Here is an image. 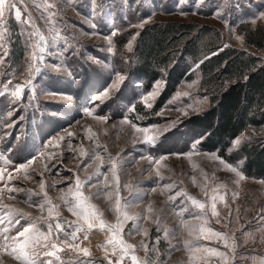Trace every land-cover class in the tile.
<instances>
[{
  "label": "snow or ice",
  "instance_id": "snow-or-ice-1",
  "mask_svg": "<svg viewBox=\"0 0 264 264\" xmlns=\"http://www.w3.org/2000/svg\"><path fill=\"white\" fill-rule=\"evenodd\" d=\"M189 0H178V5H186ZM91 17L107 15L106 9H110L111 5L107 4V0H88ZM197 7L214 8L215 17L222 22V25L228 32L243 45L244 36L237 34L235 22L231 19L234 12L241 10L239 0H196ZM120 7L131 8L130 0H120ZM33 11L38 12V17L33 16ZM61 12L59 0H0V97H2L9 106L7 116L13 114L12 105H18L22 96L27 89L30 93V100L36 99L38 78L43 79L45 74L51 71H64L66 75L72 77L65 53H71L72 56L78 55L74 46H69L67 38H65V47L58 48V40L60 39V30L55 25L57 17ZM181 13L183 9L181 8ZM155 12L152 13V16ZM249 19L241 20L242 23H251L253 26L257 23H264V0L258 6L255 12L247 13ZM152 16L147 19L141 18L137 24H130L133 28H143ZM127 19V17H124ZM37 20L42 21L47 29L45 33L38 25ZM25 27L21 28L19 34L13 30V22ZM92 32L90 35H99L96 31V23H91ZM122 29H114L111 33L104 37L107 42V51L115 54L116 45L113 37ZM140 33L137 31L128 39L124 46L127 52H133V42ZM23 37L22 47L24 51L23 60L20 64L12 63L13 50L20 37ZM224 48L229 47L228 44L223 45ZM58 49V50H57ZM51 57L56 60L51 63L48 59ZM63 57V59H59ZM93 59L95 63L103 62ZM121 61L124 67L116 64H103V68L108 75L110 81L99 91L97 95L89 97L90 104L85 109V113L91 116L100 124H106L111 117L104 114H98L97 110L105 101L110 99L114 93L120 92L125 81L129 79L130 72L127 70L134 62L133 56H122ZM203 63V61H200ZM199 67V64L196 65ZM247 80L248 77L244 76ZM15 81V82H14ZM73 83H78L73 78ZM197 81H192L189 87L195 85ZM161 81H155L151 91L141 93L139 100L143 102L146 109L152 108L155 97L159 94ZM187 95V93H183ZM177 96L181 93H177ZM70 100V96H65ZM205 99H207L205 97ZM170 100L169 103H173ZM188 107H191L189 105ZM39 110V105H37ZM102 111V110H101ZM136 111V105L129 102L127 106V114L123 115L120 124L128 125L132 129L133 143H144L151 146H157L162 143L161 137L165 132L169 131L167 127H161L156 123H149L147 126H140L129 118L130 113ZM187 115V111H184ZM160 115V113H157ZM23 119V116L20 117ZM134 119H141L137 114ZM175 121L172 122V126ZM7 127H12L11 123H6ZM115 126V125H114ZM87 138L96 140V147L100 151L93 150L91 153L86 152L83 147H79V156L81 158L87 156L88 160L84 163V169L90 164L94 165V171L91 174L80 175V164L76 165V169H68L72 173L71 177H65L69 181L67 187H61L58 190L56 185L61 181H52L46 186L45 172L50 173L49 164H44L42 170L32 168L33 162L38 158L50 159L56 155V151L60 148V142L65 140V136H53L46 144L41 145L35 150V154L22 163L15 164L13 171L23 173L25 179H32L30 173L40 176L36 185L38 190L25 189L21 187H9L5 184L0 187V264H66L62 255L70 251L74 259H69L68 264H169L168 257L172 251L183 250L184 257L177 264H236L237 259H250L251 264H264V254L256 252L253 248L251 253L238 257V249L242 246L237 238V231L244 238L246 244L249 240L255 243V232L260 234L259 241L264 244V207L258 210L259 220H256L258 227L254 230H244L243 225H238L239 209L234 210L230 207L229 200L226 199L228 193H231V202H235L239 196V192L230 189L226 183L208 182V176L204 173L205 183L200 184V190L206 199H198L190 194L183 187L177 188L176 181L159 185V180H163L164 176L161 168L167 167L162 164L167 159L166 155L144 157L148 159L151 166L155 168L156 177L153 183L161 188L162 194L169 193L167 203L164 207L171 208L176 214L177 224L175 227H169L163 223L166 215H162L163 208L156 209L150 202L147 206L146 213L140 214L131 211L137 201H143L149 191H141L139 186H133L125 183L121 186L120 171L122 165L126 162L120 152L113 156L108 152L107 147L99 143L98 138L92 132L91 125L86 129ZM7 135V133H6ZM67 137H72L73 133L67 132ZM249 139L243 133L231 141L229 153L240 147L241 141ZM19 140V137H17ZM200 141L196 140L192 143L191 148L187 152H171L169 155L184 156L191 158L196 155H206L213 157L219 161L223 169L233 174L232 183L237 188L243 181L255 179L248 177L242 168L243 161L238 160L235 164L221 157L217 152L201 153L198 145ZM16 145L6 148L4 151L12 153L16 149ZM68 148L72 151V145L68 142ZM0 151V161L5 165H12L13 161L9 156ZM47 152V155L45 154ZM105 153L106 155L102 154ZM54 167V165H52ZM197 165L193 164L195 169ZM80 170V171H78ZM6 168H0V181L4 180ZM103 177L101 180L100 178ZM7 178L13 180L11 172H8ZM193 182L196 178L193 177ZM259 183L264 185V179ZM100 185L95 194L85 193V189ZM121 187L130 190L131 198L121 195ZM157 187H152L150 192H156ZM176 189L175 191H173ZM51 190H57L58 195L53 198L49 195ZM5 192L23 193L27 199L24 203L29 208L39 210L38 215H34L31 211L16 207L6 202ZM101 193L109 202L106 210H100L92 203L94 196ZM35 197V199H34ZM16 197L8 195L7 200H13ZM179 198V199H178ZM218 205L228 209L227 215H222ZM66 208L75 219H67L62 216L61 210ZM113 213L114 221L105 218V212ZM255 219V218H254ZM24 224H21V221ZM222 225L226 231H220L210 226L211 221ZM131 222V227L127 228ZM155 226L154 236H150V229L146 224ZM16 225H20L19 228ZM93 229H99L104 232L105 239L99 245L103 249V258L101 260L92 259L90 247L82 246L81 234L83 240L88 239V234ZM141 236L137 243L129 242L135 236ZM177 237H182L177 243H172ZM167 242L168 253L163 254L160 251L161 241ZM216 241L220 246H208L202 241ZM80 241V242H78ZM140 251L143 255L138 254ZM255 253V254H252Z\"/></svg>",
  "mask_w": 264,
  "mask_h": 264
},
{
  "label": "rangeland",
  "instance_id": "rangeland-1",
  "mask_svg": "<svg viewBox=\"0 0 264 264\" xmlns=\"http://www.w3.org/2000/svg\"><path fill=\"white\" fill-rule=\"evenodd\" d=\"M216 0H213L215 3ZM241 10L234 12L231 19L235 22L237 34L243 35L245 40L243 45L237 41L227 29L222 25L214 15V8L212 7H197L196 0H189L186 5L179 6L178 0H130L131 8L120 7V0H107V4L111 5L110 9H106L107 15L96 17L95 20L91 17V9L88 0H59L61 12L57 17L55 27L60 30V39L58 40V48L65 47V38L69 46H74L78 55L72 56L71 53L67 55L68 66L72 71V77L66 75L64 71H51L43 77L42 80L38 78L36 99L30 100V93L26 89L21 101L18 105H12L13 114L11 117L7 116L9 106L7 102L0 97V151L16 145L17 148L12 153L4 151L6 156H9L13 161L12 165H5L0 161V168H6L4 180L0 181V187L7 184L9 187H21L25 189L38 190L36 185L40 176L35 173H30L32 179H25L24 174L13 171L15 164L22 163L35 154V150L41 145L46 144L53 136H65V140L60 142V148L56 151V155L50 159L38 158L33 162L32 168L37 169V172L42 170L44 164H49L51 172H45L46 186L50 185L52 181H61L56 185L58 190L61 187H67L69 181L65 177H71L72 173L68 169H76V165L80 164V175L83 176L91 174L94 171V165L84 169V163L87 162V156L81 158L79 156V147H83L86 152L91 153L93 150L100 151L96 147L95 139L87 138V126L91 125L92 132L98 138L102 146L107 147L108 152L113 156L120 152L125 158V163L122 165L120 175L121 186L128 183L133 186L138 185L141 191H149V195L143 201H137L135 206L131 208L132 212L145 214L148 204L151 202L156 209L163 208L162 215H166L163 223L169 227H175L177 224L175 212L168 207H164L167 203V196L169 193L162 194L161 188L153 183L154 180H159L155 174V168L150 165L149 160L141 159V156L149 157L166 155L167 159L162 164L167 167L161 168L164 176L163 180H159V185L176 181L177 188L183 187L190 194L196 196L198 199H206L201 192L199 185L205 183L204 173L208 176V182L226 183L230 189H235L239 192V196L235 202H231V193H228L226 199L229 200L230 207L234 210L238 208V225H243L244 230H254L258 227L256 220H259L257 215L258 210L264 207V185L259 183L262 179H248L243 181L239 188L232 183L234 176L229 171L222 168L219 161L213 157L206 155H194L191 158L184 156L169 155L171 152H187L194 141L201 140L199 131L191 128L188 124V118L194 114L203 112L209 106V96L199 87V73L195 72L193 78L182 81L176 88L175 92L166 100L160 98V94L164 87V75H161L156 81H161L159 94L155 97L152 108L146 109L143 102L139 100L141 93H146L152 90L154 82L151 86L145 85L146 81L142 77L132 76L125 81L120 92L114 93L113 96L105 101L97 110L98 114H104L111 117L106 124H100L91 116L85 113V109L89 106V97L97 95L107 83L108 75L103 68V64H116L119 67H124L121 57L133 56V52H127L124 47L128 39L140 29L130 27V24H137L141 18L147 19L152 16V19L145 24L149 25L154 22H168V21H183L194 22L200 26L207 25L216 28L222 35L225 44L230 47L243 49L246 52L258 56L264 61V51L259 50L246 42L245 32L243 29L255 28L260 26L264 29V23H257L253 26L251 23H242L241 20L247 21L249 16L247 13L255 12L261 4V0H239ZM181 8L183 13H181ZM39 13L33 11V16L38 17ZM124 17H127L125 19ZM96 23V31L99 35H90L93 31L91 23ZM38 25L45 33L47 29L42 21L37 20ZM24 25L19 22H13V30L19 34ZM115 28L122 29L113 37L116 45L115 54L109 53L107 49V42L104 39ZM137 37V36H136ZM125 41V42H124ZM136 41V39H135ZM133 42V48L135 45ZM23 37L21 36L16 43L14 50L21 47L22 57L19 59L12 56L13 64H20L23 60L24 51L22 47ZM58 50V49H57ZM102 61V64H97L93 59ZM51 63H55L51 57H48ZM59 59H63L60 57ZM196 68L195 66L193 69ZM130 72V68L127 69ZM73 78L78 83H73ZM192 81H197L195 85L189 87ZM15 82V81H14ZM177 93L181 95L177 96ZM183 93H187L184 95ZM65 96H70L71 99H65ZM205 97L207 99H205ZM173 103H169L173 100ZM136 105V111L129 114V118L133 119L134 123L140 126H147L149 123L159 124L162 128L167 127L169 131L165 132L161 137L162 143L157 146H151L144 143H133L132 129L128 125L120 124L123 115L127 114V106L129 102ZM39 105V110L37 109ZM191 105V107H188ZM102 110V111H101ZM187 111V115H184ZM160 113V115H157ZM139 114L141 119H134ZM23 116L21 120L20 117ZM175 125L172 126V122ZM6 123H11L12 127H7ZM115 125V126H114ZM73 133L72 137H67L66 133ZM7 133V135H6ZM242 134V133H241ZM241 134L239 136H241ZM243 134L250 140L252 137L261 134L259 131L249 130ZM19 137V140H17ZM200 137V138H199ZM241 141V145L247 141ZM72 145V151L68 148V142ZM231 147V146H230ZM240 147L233 150L229 155L231 158L229 162L236 163L242 160V168L244 170V158L240 152ZM198 148L201 153H210ZM47 155V152L45 153ZM103 155H106L102 152ZM83 161V162H82ZM193 164L197 165L194 169ZM54 165V167H52ZM8 172L12 173L13 180L9 181L7 178ZM245 172V170H244ZM246 175V174H245ZM247 176V175H246ZM193 177L196 182H193ZM249 177V176H248ZM101 180L103 177L100 178ZM100 185L89 187L85 189V193L95 194ZM152 187H157L156 192H150ZM57 190H51L49 195L55 198L58 195ZM174 189L173 191H175ZM133 193L128 189L121 187V195L131 198ZM8 195H13L16 198L7 200ZM7 203H11L16 207L31 211L34 215L39 214L36 208H29L28 204L24 203L27 197L23 193H7L5 192ZM35 199V197H34ZM179 199V198H178ZM92 203L100 210H106L109 207V202L101 193L99 196H94ZM222 215H227L228 209L218 205ZM62 216L67 219H75L66 208L61 210ZM105 218L114 221L115 217L110 211L105 212ZM255 218V219H254ZM24 224V221H21ZM146 226L150 229V236H154L155 226L148 223ZM210 226L216 230L226 231L220 224H216L214 220L211 221ZM17 228L20 225H16ZM131 227V222L126 226ZM241 247L238 249V257L248 255L253 248L257 253L264 254V244L260 243L258 232H255V243L249 240L248 243L243 242L241 233H236ZM105 234L99 229H93L88 234V239L83 240L81 234L82 246L90 247L92 252V259L101 260L103 258V249L99 247L104 242ZM141 236H133L129 242L137 243ZM182 237H177L172 243H177ZM80 242V241H78ZM202 243L208 246H220L216 241L204 240ZM160 251L163 254L168 253L167 242L161 241ZM138 254L143 255L140 251ZM255 254V253H252ZM65 258L66 264L69 259L75 257L70 251L62 254ZM184 257V252L181 250L172 251L168 257L169 264H177ZM236 264H251L250 259H237Z\"/></svg>",
  "mask_w": 264,
  "mask_h": 264
},
{
  "label": "trees",
  "instance_id": "trees-1",
  "mask_svg": "<svg viewBox=\"0 0 264 264\" xmlns=\"http://www.w3.org/2000/svg\"><path fill=\"white\" fill-rule=\"evenodd\" d=\"M243 31L248 44L264 51L262 27ZM139 33L130 74L145 79L147 87L164 75L160 98L166 100L182 81L192 79L198 72L199 87L208 94L209 106L190 116L188 124L199 131V146L218 150L228 160L233 139L245 131L261 132L245 141L240 152L245 174L264 179V61L243 49L224 48L221 33L212 26L183 21L154 22ZM13 54L17 59L22 57L19 45Z\"/></svg>",
  "mask_w": 264,
  "mask_h": 264
}]
</instances>
